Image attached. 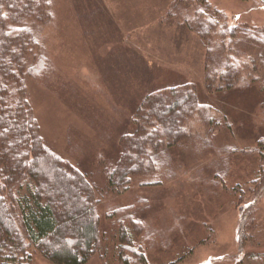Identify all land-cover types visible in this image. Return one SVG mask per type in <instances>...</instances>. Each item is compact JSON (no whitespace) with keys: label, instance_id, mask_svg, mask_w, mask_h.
I'll return each mask as SVG.
<instances>
[{"label":"rangeland","instance_id":"rangeland-1","mask_svg":"<svg viewBox=\"0 0 264 264\" xmlns=\"http://www.w3.org/2000/svg\"><path fill=\"white\" fill-rule=\"evenodd\" d=\"M50 1L36 29L49 69L27 97L43 139L93 185L101 247L86 264H121L117 219L137 220L128 248L147 264H264V0ZM197 8L215 23L204 40L184 21ZM229 57L244 66L236 85L208 91L207 70ZM189 82L204 107L187 138L109 186L143 97ZM31 264L53 263L32 250Z\"/></svg>","mask_w":264,"mask_h":264},{"label":"trees","instance_id":"trees-1","mask_svg":"<svg viewBox=\"0 0 264 264\" xmlns=\"http://www.w3.org/2000/svg\"><path fill=\"white\" fill-rule=\"evenodd\" d=\"M50 7V0H0V264H31L32 250L53 264H86L101 247L93 185L43 139L27 97V79L49 69L36 29L51 18ZM195 11L194 24L184 21L204 40L215 23L202 8ZM243 67L229 57L207 70L208 91L231 89ZM203 107L191 82L147 93L133 129L119 137L108 185L117 180L126 188L130 176L153 171L159 151L182 144L184 122ZM116 221L118 262L147 264L144 252L128 248L140 235L137 220L131 231Z\"/></svg>","mask_w":264,"mask_h":264}]
</instances>
